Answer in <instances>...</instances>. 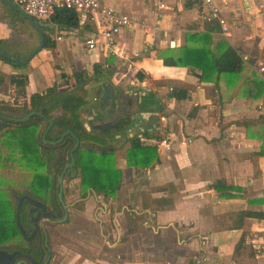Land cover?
<instances>
[{
  "label": "crops",
  "instance_id": "crops-1",
  "mask_svg": "<svg viewBox=\"0 0 264 264\" xmlns=\"http://www.w3.org/2000/svg\"><path fill=\"white\" fill-rule=\"evenodd\" d=\"M99 1L138 22L117 36L121 56L100 48L87 52L83 39L94 30V24L77 16V27L62 31L56 26L62 39L51 49L42 48L25 64L31 61L23 95L9 89L10 76L20 73L0 60V74L12 73L0 86V93L12 101L0 107L3 115L25 116L20 99L29 109L30 95L43 93L56 81L61 90L76 86L68 80L80 72L77 64L71 71L63 60L49 68L53 55L65 54L74 63L92 66L99 62L107 68L90 82L94 86L91 99L89 86L81 93L92 103L99 122L106 121L103 115L110 119L126 107L122 119L128 122L111 133L109 142L125 144L114 152L115 166L121 171L120 188L114 196L91 188L82 193L79 176L71 180L74 186L66 198L68 213L80 220L69 218L52 227L50 264H264V219L246 216L237 228L229 217L240 211L264 213V203L257 201L264 190V156L257 154L264 128V86L257 81L264 80L258 70L264 63V0H214L228 24L227 33L221 31L216 19H201L200 7L194 3L164 0L165 7L159 8L153 1L137 0L128 12ZM10 7L16 10L0 0V41L9 53H30L39 44V32L20 11L16 10L22 18ZM51 19L39 21L51 23ZM21 27L29 32L26 42L19 40L17 29ZM201 34L210 36L207 43L212 53L217 54L218 44L226 41L244 60L243 69L230 84L212 70L207 79L200 80L198 68L163 64V55L176 56L185 45L202 46L200 38L193 37ZM44 35L48 36L45 30ZM137 72L144 75L142 80L135 77ZM61 73L67 76L63 85L57 77ZM170 87L186 90L188 97H169ZM0 121V144H20L15 138L10 140L12 132H21L17 121L7 125ZM155 121L160 131L151 129ZM43 127L40 120L37 134ZM95 130L92 128L94 134ZM144 131H149L151 138L141 136ZM134 136L154 146L166 137L170 148L156 146L159 161L135 170L125 160L128 140ZM46 140L52 139H45L43 133L37 144ZM33 169L35 165L24 167L25 183L13 188L27 189L34 178ZM43 171L49 170L45 167ZM48 175L50 179V171ZM220 179L241 189L232 191L234 197L219 198L211 184ZM2 186L0 193L5 189Z\"/></svg>",
  "mask_w": 264,
  "mask_h": 264
},
{
  "label": "trees",
  "instance_id": "trees-1",
  "mask_svg": "<svg viewBox=\"0 0 264 264\" xmlns=\"http://www.w3.org/2000/svg\"><path fill=\"white\" fill-rule=\"evenodd\" d=\"M13 14L22 18L21 14L13 10ZM53 26L57 25L59 29H71L78 25V17L74 11L59 10L51 19ZM203 42L200 47L183 46L180 48L179 53L176 56L166 55L161 56L164 65L169 66H189L192 68H198L200 70V80L207 79V73L212 70L217 74V77L223 76L228 84L230 80L237 77L240 71L243 69L244 60L239 55L238 51L224 41L218 44V53L214 54L209 49L207 40L210 36L206 34L196 35ZM55 45L54 40L45 35L43 48L51 49ZM0 48L5 49L4 43L0 41ZM7 52V51H6ZM9 53V52H8ZM17 59H24L29 53L19 54L10 53ZM0 60L8 63L14 69H20L25 65L17 64L10 61L0 54ZM94 74L104 73L106 67L99 62L92 64ZM264 74V72H263ZM76 86H79V81L82 80L81 72H74L72 74ZM60 77H67L64 73L60 74ZM135 77L138 80H142L144 75L141 72H137ZM4 76L0 74V86L4 84ZM258 83H262L264 86V80L257 79ZM27 82V75L25 74H13L9 78V89L11 93L23 95V87ZM58 83H54L53 86L47 87L43 93H33L29 98V109L25 106L24 100L20 99L19 103H22L24 113L29 110L41 111L44 109L43 116L38 114L31 115L27 120L17 122L16 126L21 132H12L11 138H15L22 145L20 157L25 159L30 158L34 164H29L25 160L24 167H32L33 169V183H38L41 188H47L49 186V177L44 175V168L47 167L48 160L52 157L51 153H45L40 148V144L37 141H42L44 133L45 139L57 140L65 132L72 137H76L79 140L90 144L91 147L80 145L74 150L75 170L79 176V188L84 193L89 188L96 192L102 193L105 196H114L119 190L121 185V171L115 166L114 152L116 149L115 144H110V135L113 131L121 130L128 119H122L112 128L96 129V134L89 133L81 118V109L86 105V101L83 95L75 91V87L69 89H59ZM169 97L175 99H184L188 97L187 91L181 88L170 87L168 94ZM19 98V97H18ZM17 102V100H16ZM264 104V103H263ZM58 110L59 113L51 114L52 111ZM44 121V127L40 133L37 134L39 128V121ZM51 121V125H49ZM141 136H152L149 131H144ZM261 148L257 152L258 155L264 156V128L263 135L261 137ZM30 141H34V144H29ZM129 147L125 150V160L128 166L133 167L135 170L149 168L154 166L158 161L157 148L154 145L144 144L140 137L134 136L129 138ZM25 143V144H24ZM11 148L18 147L16 144H5ZM35 160V161H34ZM211 187L218 192L219 198H231L236 194L233 190L241 189L236 186L229 185L225 180H216L211 184ZM257 201L264 203V190L262 197ZM246 216H256L257 218L264 219V213L240 211L230 213L229 217L233 220L234 226L237 228L242 225V221ZM20 236V232L17 228L14 219V210L10 198H0V247L9 241H17ZM241 244H238V248ZM237 250V246L235 248Z\"/></svg>",
  "mask_w": 264,
  "mask_h": 264
},
{
  "label": "flooded vegetation",
  "instance_id": "flooded-vegetation-1",
  "mask_svg": "<svg viewBox=\"0 0 264 264\" xmlns=\"http://www.w3.org/2000/svg\"><path fill=\"white\" fill-rule=\"evenodd\" d=\"M48 36L51 38V34H48ZM119 110L107 121H100L97 124H93L90 121V126L93 130L102 129L97 128V126L114 120ZM33 111L43 116L45 110ZM9 118L8 115H3L0 112V119L4 120L3 124H9L11 121ZM67 133H63L57 140H46L44 143H39L42 151L52 154L47 163L49 167H46L50 171L49 186L47 188H41L38 183L34 184L32 181V184H29L27 189L24 188L23 191L16 190L18 191L16 192L13 187L7 186L10 182L5 181V184H3L4 186L2 187L6 189L3 188V190L9 193V198L12 202L15 223V211L19 208V220L23 233L18 229L20 232V236L18 237L19 243L15 244V241H9L0 247V253L3 251L14 256L12 259L8 258L6 260L2 252L0 254V264H50L52 257V227L69 220L66 198L74 186L71 180L78 175V172L75 170V163L70 165L71 159L69 153L75 143V137L65 136ZM85 143L79 140L77 146L82 144L91 147L90 144ZM49 171L44 172V175L49 177Z\"/></svg>",
  "mask_w": 264,
  "mask_h": 264
},
{
  "label": "built area",
  "instance_id": "built-area-1",
  "mask_svg": "<svg viewBox=\"0 0 264 264\" xmlns=\"http://www.w3.org/2000/svg\"><path fill=\"white\" fill-rule=\"evenodd\" d=\"M27 15L49 21L57 11H74L80 18L90 20L94 24V30L83 39V46L87 52L96 48L121 56L116 47V39L123 28L135 27L138 22L127 14L120 13L113 8L102 4L99 0H12ZM157 4L159 8L165 7L164 0H149ZM179 3H194L200 7V18L205 20L216 19L221 31H229L228 24L220 14V10L214 0H176ZM56 28V27H55ZM63 34L56 33L55 40L62 39ZM134 55H137L135 53ZM259 72H264V63L258 67ZM163 120V118H161ZM151 129L160 131L157 122L151 124ZM158 148H170L166 137L155 142Z\"/></svg>",
  "mask_w": 264,
  "mask_h": 264
},
{
  "label": "rangeland",
  "instance_id": "rangeland-1",
  "mask_svg": "<svg viewBox=\"0 0 264 264\" xmlns=\"http://www.w3.org/2000/svg\"><path fill=\"white\" fill-rule=\"evenodd\" d=\"M105 3L113 6L114 8L116 9H119L120 8H123L124 11H128L130 12L132 9L135 8L136 4H137V0H104ZM57 25H55L54 27H44V30L46 32V34H51V38L55 39L56 37V31L59 30V29H55ZM63 29L62 31H66L64 30L65 28H61ZM17 33L20 34V37H19V40L21 42H26L28 39V35H29V32L21 27V28H18L17 29ZM36 41H37V44L39 42V38L37 36V33H36ZM55 41V44L58 42L57 40H54ZM60 44H63V43H60ZM74 45L76 44L75 42L73 43ZM83 49V48H82ZM83 51H85V49H83ZM12 54H14V52H11ZM17 53V52H16ZM20 54V53H19ZM23 54V53H21ZM84 54H86L84 52ZM62 58V59H61ZM65 59V60H64ZM36 60V59H35ZM62 60L64 61L65 63V68L69 71H71L75 65L77 64V69L80 70V72L82 73V80H81V84L79 86H74L75 87V91L77 93H83L89 86V93H88V96L90 97V99L93 97L94 95V86H90L89 84H91L92 80H95L96 79V75L94 73H92V66L91 64H88V62L86 63H82V64H78V63H74L73 60L71 58H66V54L63 55L62 57H56L55 55H53L51 61L49 62V68H54L56 66H59V63L62 62ZM37 61V60H36ZM31 62V61H30ZM30 62L25 66V68L23 69H19V70H16V69H12L13 72H17V73H20V74H27V69L28 67L30 66ZM34 62V61H32ZM12 74V73H8V74H3L5 79H8L9 75ZM58 81L61 83V85H63L64 83V78L60 77L59 74H58ZM104 77V75H103ZM103 79V78H102ZM69 83H73L75 82L74 81V77H70L69 78ZM57 82V81H56ZM91 82V83H90ZM2 91H4V93L8 92V89H7V85L5 86L4 85V88L2 89ZM13 94V93H12ZM16 94V92L14 93ZM17 95V94H16ZM11 98H8L6 97L5 95H2V92L0 93V107H4V104L6 105H9V103H11L12 101L9 100ZM5 105V106H6ZM5 109H9V108H5ZM92 103L89 101H86V105L81 109V118L84 122V124H88L87 128H88V131L91 132V133H94L92 131V127L90 126V123H88V119L90 118L92 123L93 124H97L99 123V118H98V115H93L94 113L92 112ZM91 112V113H90ZM53 114H57L59 113L58 110H55L53 112H51ZM90 114V115H88ZM109 116H106V115H103V118L102 119H106V121L109 119L108 118ZM10 140H13L12 138H10ZM115 143L116 147H122L123 145L125 144H116V142H113ZM123 143V142H121ZM18 147H15L14 149L11 148L10 146L8 145H5V144H0V184H5V181L6 182H10V184H6L7 186H11V187H20L22 183H20L21 181L23 183L24 182V177L26 179V174L24 173V160H21L23 157H20V155H16V154H19V152H21V149H22V145L21 144H16ZM19 151V152H18ZM35 161V160H34ZM27 163L29 164H34L33 163V160H30V158H27ZM18 189H14V191H16ZM18 192V191H16ZM0 198H9V194L4 191L2 193H0ZM70 220H80L79 216L75 215V216H71ZM93 220V219H92ZM70 224V223H69ZM69 226V225H68ZM71 226L70 225V229H71ZM73 239L75 238V236H73ZM20 240L22 241L21 237H20ZM71 240V239H70ZM19 240H17L15 242V244L19 243L18 242ZM69 241V239H68ZM75 243V242H74ZM71 246H73L74 244L72 243H69ZM246 250V249H245ZM247 252V250H246Z\"/></svg>",
  "mask_w": 264,
  "mask_h": 264
},
{
  "label": "water",
  "instance_id": "water-1",
  "mask_svg": "<svg viewBox=\"0 0 264 264\" xmlns=\"http://www.w3.org/2000/svg\"><path fill=\"white\" fill-rule=\"evenodd\" d=\"M6 3H8L9 5H11L14 9L18 10L21 12V14L23 15V17H25L39 32V35H40V41H39V44L26 56L25 59L23 60H20V59H17L15 58L14 56H12L10 53L6 52L4 49L0 48V54L2 56H4L5 58L9 59L10 61L12 62H15L17 64H21V65H25L29 59L31 57H33L37 52H39L42 48H43V44H44V38H45V35H44V30L43 28L44 27H53V24L51 23H44V22H41L39 20H35L33 17L27 15L25 12H23L15 3H13L11 0H2ZM44 111V109H43ZM126 113V107L122 106L119 110V113L116 115L115 119L114 120H111V121H108L106 123H103V124H99L97 126V128H112L114 127L121 119L122 117L124 116V114ZM32 114H38V112H35V111H30L29 113H27L25 116L23 117H19V118H14V117H10L9 119L12 120V121H17V122H21V121H24L26 119L29 118L30 115ZM40 114V113H39ZM38 114V115H39ZM51 121H49V124L51 125ZM68 131H66L67 133ZM78 138L75 137V143L74 145L72 146V148L70 149V165H73L75 163V160H74V156H73V151L74 149L77 147L78 145ZM15 218H16V223H17V226H18V229L23 233V229H22V226L20 224V220H19V208L16 209L15 211ZM3 251H1L2 253ZM0 253V254H1ZM2 254H4V257L6 258V260L9 258V259H12L14 256L10 253H6V252H3Z\"/></svg>",
  "mask_w": 264,
  "mask_h": 264
}]
</instances>
